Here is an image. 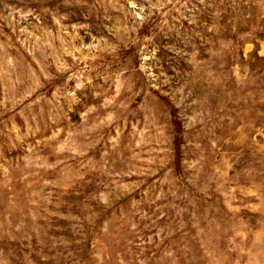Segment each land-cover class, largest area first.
Masks as SVG:
<instances>
[{
    "label": "rangeland",
    "instance_id": "1",
    "mask_svg": "<svg viewBox=\"0 0 264 264\" xmlns=\"http://www.w3.org/2000/svg\"><path fill=\"white\" fill-rule=\"evenodd\" d=\"M0 264H264V0H0Z\"/></svg>",
    "mask_w": 264,
    "mask_h": 264
},
{
    "label": "built area",
    "instance_id": "2",
    "mask_svg": "<svg viewBox=\"0 0 264 264\" xmlns=\"http://www.w3.org/2000/svg\"><path fill=\"white\" fill-rule=\"evenodd\" d=\"M76 90H77V86L75 85L67 91V95H70V96L74 95L76 93Z\"/></svg>",
    "mask_w": 264,
    "mask_h": 264
}]
</instances>
